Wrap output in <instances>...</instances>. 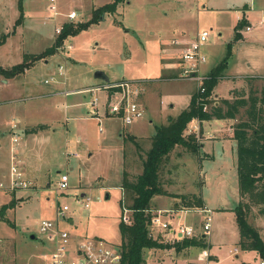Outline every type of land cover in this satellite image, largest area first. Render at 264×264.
<instances>
[{"label": "rangeland", "instance_id": "obj_1", "mask_svg": "<svg viewBox=\"0 0 264 264\" xmlns=\"http://www.w3.org/2000/svg\"><path fill=\"white\" fill-rule=\"evenodd\" d=\"M108 1L100 0L99 3ZM22 3L23 0H0V40L4 43L5 40L8 41V37H11V43L35 49L52 46L60 32L57 30L58 27L62 29L65 22L87 21L93 16L94 10L101 8L95 9L91 5V0H57L56 8L61 14L56 17L50 8L49 0H24L25 9H30L29 13L42 5L43 9L47 6L49 11L45 9V13L42 10L37 14L34 12L36 15L25 12ZM246 3L249 6L253 5L252 26H257L255 29L260 34H258L259 38L251 43L252 47H248L250 44L243 45L239 55L246 67L248 62L251 64L255 62L264 71V31L257 25L260 15L264 12V0H124L117 5L114 13H105L107 15L104 14L103 21L90 23L89 28L64 39L57 50L62 52V57H64L63 52H66L67 47L69 48L67 44L75 45V49L67 52L64 59L52 58L47 65L41 61L39 65L31 69L29 74L33 75L32 78L36 81L37 87H43L42 82H45V79L59 68L58 60L60 59L64 66L68 67L67 74L73 80L69 87L72 89L71 92L64 96L71 100L87 95L88 101L92 99L93 94H85L83 90L77 89L85 83L97 84V77H94L96 70L104 71L110 80L123 77L130 81H140L141 87L143 85L141 82L146 77L157 78L166 75L169 80H173L174 77H179L177 67H172L174 63H177L178 54L162 53V45H169L173 37L191 39L188 36L195 30H209V40L205 49L210 53L207 55L206 65L214 66L222 60L221 57L226 52L230 41L235 40L233 38L235 37V12L242 13ZM72 10L79 11L80 15L70 20L67 14ZM86 13L89 14L87 18ZM32 22L37 27L35 31L33 27L27 26ZM19 25L22 27L21 32L18 31ZM250 33L245 30V27L241 30V35L244 37L248 35L251 37ZM240 39L241 36L238 40ZM6 54L7 50L2 51L0 58H5ZM167 61L169 65L166 66L164 63ZM25 70L26 68L23 71ZM192 81L194 84L195 81ZM191 84L190 87H192ZM262 84L263 81H254L252 87L258 90ZM248 87L245 81L238 90L248 91ZM218 90L220 94H226L225 86H219ZM106 92L104 89H99L97 97L99 105L97 104L96 107V110L100 111V118L105 119L101 124L105 132L110 124L118 120L106 111ZM100 93L105 94L106 97ZM35 117L36 119H33L35 122L48 118L42 116V113L35 114ZM240 117L242 115L235 118V122ZM49 118L56 119L57 115ZM143 118L147 120L148 113ZM79 122L78 130L80 134L85 135L87 131L85 122ZM155 124V126H148L147 136L138 140V150H135V146L133 147L129 142L131 140L126 137L127 147L124 158L121 157L122 141L117 136L114 138L109 136L103 141H98L97 122L93 121L88 127V130H92V140L89 143L84 137L79 142L68 143L66 147L64 143L66 134L61 131L53 141L50 153L38 162L39 181L37 182L39 183L36 184L38 187L18 188L16 192L7 186L11 181V154L8 144L10 135L6 133L0 140L2 144L0 145V207L10 202L12 198L17 199V204L7 209L6 214L11 221L0 219V264H48L49 249L54 242L50 241L47 235L39 234V228L44 219L56 220L57 210L64 204H68L70 208L66 212V217L60 218V225L68 229L75 239L82 238L84 234L80 233L84 232L85 236L99 237L108 244L119 246L121 236L118 223L123 209L128 208L132 202L129 192L122 187L123 180L125 177L128 180H134L141 173L142 158L151 147L150 142L156 128L163 125L156 122ZM72 130L74 134L75 129ZM193 130L189 124L183 135L185 139L194 135L195 138L190 143L199 145L197 152L193 153L189 145L176 143V146L162 159L158 180L165 194L153 196L150 201V213L169 209L174 210V214L177 215L183 195H200L203 198L202 207L205 206V201L206 207L212 213L211 232L206 237V242L211 243L207 256L209 261L215 255L217 257L215 262H218L215 264H242L243 262L256 264L259 254L256 251L248 253L239 246L240 235L233 210L242 198L237 192V161L234 162L231 159L232 142L215 141L211 147L206 144L204 149L212 152V159H205L207 154L201 152L200 148L203 137L199 135L198 129ZM150 132L153 134L152 137H148ZM224 133L228 134L227 127H222V134ZM116 144L117 146H114ZM235 144L236 142H233V145ZM89 145L94 152L92 156L89 155L91 150L88 149ZM236 149L234 146L235 153ZM121 159H123V167ZM62 173H68L70 182V187L64 191L58 188V180ZM243 201L247 202V200ZM87 202H90L89 207L86 206ZM221 206H223L222 209H220ZM226 210L228 212H224ZM130 213L131 211L128 214ZM71 217L76 221L75 225L70 223ZM203 218V213L187 212L180 218H176L174 222H188L189 225L195 224L200 229ZM247 221L258 231L264 244V216L258 206L249 208ZM31 233H35L38 237L31 238ZM169 238L172 237L168 235L163 239L166 243L175 246L177 242ZM203 250L204 248L198 246L192 249L193 254L189 257H193L195 264H205L204 258L197 259V254L202 253ZM189 257L183 256L178 264H189L187 262ZM157 261L160 263L159 260ZM146 264H152L151 259H148Z\"/></svg>", "mask_w": 264, "mask_h": 264}, {"label": "crops", "instance_id": "obj_2", "mask_svg": "<svg viewBox=\"0 0 264 264\" xmlns=\"http://www.w3.org/2000/svg\"><path fill=\"white\" fill-rule=\"evenodd\" d=\"M100 0H91V5L93 7L99 8L102 5L106 3H99ZM104 1V0H102ZM108 1V0H106ZM112 0H109L107 3H110ZM121 3V2H120ZM26 3H22L23 9L25 12L29 13V8L25 9ZM41 5V4H40ZM264 7V6H263ZM36 10H31V14L36 15L38 12H41V10L45 13L46 10H48L47 6L43 9L42 7H39ZM46 9V10H45ZM117 10V8H116ZM115 10V11H116ZM90 9L88 8V12ZM34 12L36 14H34ZM242 13L235 12V25H234V34L235 26L241 21L242 18L247 20L242 28H239L238 39L241 36V39L238 40L236 37H233L235 40L230 41V51L226 52L222 55V60L226 58V56H229V61L226 62V67L222 72V76L219 78L218 82L212 89V97L215 100V104H217L218 100L220 99H230L233 95V90H238L239 87L243 85L245 80L243 79L245 76H264V71L261 69V66H258L255 62L250 63L248 62V67L245 66V64L242 62V58L240 57V51L241 48H243V45L250 44L248 47H252V42L255 41V39L259 38L260 33L256 31L255 27L252 26L253 23V5H248L247 3L243 6ZM29 13V14H30ZM50 13V12H49ZM114 13V12H113ZM61 14L58 13L55 15L56 17ZM88 13H86V18ZM109 14V13H107ZM105 14V15H107ZM111 14V13H110ZM16 15V13H15ZM78 15H80V12L78 11ZM77 15V16H78ZM89 15V14H88ZM104 15V16H105ZM103 16V19H104ZM27 17V16H26ZM46 17V15H45ZM264 19V12L260 15V21L258 22V27L264 31V21L261 19ZM100 20L99 22L103 21ZM64 21V20H62ZM27 26L33 27L34 31L36 30L35 24L33 22L31 24H27ZM57 26V24H56ZM246 26H250V29H246ZM245 27V30L248 32H251V37L249 35L247 37H244L241 35V30ZM21 26L19 25V30L21 32ZM258 29V30H260ZM198 30H195L194 33L188 36V38H191L196 34ZM181 38V37H180ZM172 39V38H171ZM238 40V41H237ZM171 41V40H170ZM10 43V44H9ZM52 43V42H51ZM66 43V41H65ZM52 45V44H51ZM20 44H13L11 43V37H8V41H4L2 45L0 46V53L2 51L7 50V54L5 58H0V63L3 64L5 67H12L15 64L20 63L24 59V55L26 53H37L41 52L44 48H28L27 46L19 47ZM66 52H63L64 57L67 56V52L70 50L75 49V45L72 43L71 45H68ZM168 45H162L161 52L171 55L172 53L176 52V50H172V48L167 47ZM247 47V48H248ZM28 48V49H26ZM204 52L206 56L210 53L206 52V49L204 48ZM62 52L57 51L52 55H48L45 58L37 59L36 61L31 64V66L27 67L25 71L20 72L18 74L13 75H2L0 74V140L3 139V137L8 133L10 135L8 140V144L10 145V154L12 156V149L11 147L15 144L13 142L14 134H18L19 142L15 145L16 149L18 151V158H19V166H21V170L23 171V177L28 181L29 186L24 188H30V187H38L36 184L39 182V172H38V165L39 161L44 157L47 156L51 151V146H53V141L57 138L59 132H64L66 134V137L64 139V143L67 147L68 143H74V141L79 142V140H82L84 137L85 141L89 143L92 140L91 131L88 130V127L92 124V122L98 123V129H99V136L98 141H103V139L106 137H112L114 138L117 136L121 139V157L124 158L125 155V148L127 140L126 137H128L131 141L130 144L135 146V150H138L139 146L137 145L138 140H141L142 138H145L147 136V128L148 126L153 125L155 126V122L157 124H165L167 120L171 117H175L178 115L182 110H184L190 103L192 94L195 92L194 88H196V82L194 84L193 81L181 79L178 80L177 77H174L173 80H169L166 75L159 76L157 78H144L142 80V91L141 96L139 97V102L142 105L143 110H145L144 115L148 113V119H144L141 117V119L133 122L132 124H124L122 123L121 119L118 118V120L115 123L110 124L109 128L106 130L102 129L101 124L105 121L104 118H100V111L98 112L95 110L94 106L90 103V101L86 100L87 95H83L77 98H73L69 100L66 96V94H69L72 89H69L70 85H72L73 80L70 78V76L67 74V68L64 66V63L62 60H58L60 62L59 68L55 71L54 74L50 75L47 79H45V82H42L43 87H37L36 81L32 78L33 75L29 74L31 69L37 66V64L41 61L45 63V65L50 63V60L55 57L63 58ZM69 56V55H68ZM70 57V56H69ZM73 58V57H72ZM220 58V59H221ZM208 59V56H207ZM219 59V58H218ZM74 60V58H73ZM220 60V62L222 61ZM219 62V63H220ZM217 63V64H219ZM38 64V65H39ZM166 66L169 65L168 61L164 63ZM207 62L202 66V72L205 75H209V71L214 66L207 67ZM61 65L63 68H61ZM211 65V63H210ZM59 69V70H58ZM167 72L168 69H166ZM61 71V72H60ZM101 71V70H96ZM103 72L106 76H108L104 71ZM165 72V73H167ZM53 77L54 79H52ZM94 77L95 72H94ZM108 81H103L99 78H97V84L95 82L85 83V85L82 84V86L78 87L77 90H83V93L85 94H97L98 97V91L99 89H103V86L107 82H113L125 79L122 77V79H113L110 80V77L108 76ZM128 80V79H127ZM182 80V81H181ZM53 82V83H52ZM140 82V81H138ZM46 83V84H45ZM52 83V84H51ZM192 83V84H191ZM48 84V85H47ZM190 84L192 87H190ZM46 85V86H45ZM225 86L226 94H220L219 93V86ZM97 87L96 91H85L84 89L90 88V87ZM66 87V88H65ZM106 90V89H105ZM66 91V92H65ZM107 91V90H106ZM100 95L105 96V94L100 93ZM91 96V97H92ZM106 96L108 99V91L106 92ZM105 96V97H106ZM92 97V98H93ZM39 98V99H38ZM34 99H38L37 101H33ZM33 101V102H32ZM99 105V104H98ZM97 105V106H98ZM42 113V116L54 117L57 115L56 119L52 118H42L43 120H39L38 122L33 121V119H36L35 114ZM47 114V115H46ZM115 117V116H114ZM159 119V122H158ZM164 120L163 122H161ZM79 121H84L86 126V133L85 135L82 133L80 134V131L78 130L80 126ZM235 123V119L228 118V119H216L211 118L210 120H204L199 121L198 119H193L189 122L190 128L198 129L199 135L203 137V141H201V152L209 155H205V159H212V152L205 150L206 144L208 146H212L215 144V141H218L222 143L224 140H228L232 142V153H231V159L236 162V153L234 152V146L237 148V142L235 145H233V142L235 140L232 138L233 135V124ZM63 124V125H62ZM188 124V126H189ZM64 126V127H63ZM222 127H227L228 134L224 133L222 134ZM75 129V132L73 134V130ZM85 130V128H84ZM152 133L153 130H151ZM194 131V130H193ZM73 135H71V134ZM150 132V134H152ZM69 134V135H68ZM148 134V137H152V135ZM68 135V136H67ZM75 135V136H74ZM76 135L78 136L76 138ZM150 135V136H149ZM74 136V137H73ZM75 138V139H73ZM98 142V144H99ZM2 146V144H0ZM151 145V142H150ZM114 146H117L114 145ZM91 145H89L88 149H91L89 152V155L92 156L94 153L92 150ZM205 148V149H204ZM150 149V148H149ZM147 149V151L149 150ZM47 153V154H46ZM138 158V155H136ZM203 157V156H200ZM47 158V157H46ZM202 161V160H201ZM203 162V161H202ZM122 167H123V159H121ZM100 178V177H99ZM102 181V179H99ZM102 186V184H99ZM13 190V192H16L18 188H13L10 185ZM33 187V188H34ZM6 190H8L6 188ZM5 190V191H6ZM12 191V190H11ZM238 192V188H237ZM84 194V193H83ZM82 194V195H83ZM107 198V195H106ZM204 204L206 206V203L204 201ZM223 206L220 207L222 209ZM224 212H228L227 210ZM232 212V211H231ZM233 213V212H232ZM231 214V213H230ZM173 223L174 219L172 220ZM70 223L75 225L76 221L74 218H70ZM188 224V222L186 223ZM197 231H200V229L197 227V225H193ZM156 230V231H155ZM153 230V238L157 239L159 242L167 244L169 246L160 248H145L143 257H144V264L147 263V260L151 259L152 264H178L180 259L187 255L188 257L193 254L192 249L194 247H185L182 248V250H179L178 252L174 249L173 244L166 243L164 241L165 232L163 230L157 231V229ZM71 233V232H70ZM163 233V234H162ZM82 237H88L85 236V233ZM72 235V234H71ZM207 237V236H206ZM72 238L77 241V238L75 239L72 235ZM178 242V241H177ZM209 242V241H208ZM211 246V243H209ZM209 246V247H210ZM208 247V248H209ZM53 249V246L50 247V251ZM210 249V248H209ZM49 251V252H50ZM255 251V250H249L248 253ZM202 253L197 254V259L204 258L205 264H215L218 262H215L217 260V257L214 255V258L210 259L207 258L208 256V249H204L201 251ZM201 254V255H200ZM185 259L187 257H184ZM189 257L188 263H195L193 260V257ZM159 260L160 263L157 261ZM184 260V259H183Z\"/></svg>", "mask_w": 264, "mask_h": 264}, {"label": "trees", "instance_id": "obj_3", "mask_svg": "<svg viewBox=\"0 0 264 264\" xmlns=\"http://www.w3.org/2000/svg\"><path fill=\"white\" fill-rule=\"evenodd\" d=\"M124 0H112L101 8L94 10V14L87 21L65 22L62 29L56 36L54 44L42 52L26 53L24 59L12 67H5L0 63V74H18L25 68L43 56L54 54L63 44L64 39L71 34L89 28L90 23H96L103 19L105 13L115 12L117 5ZM20 8L22 6L20 5ZM247 20L244 18L235 26V37ZM3 40H0V46ZM230 43L227 46V53L230 51ZM228 56L209 71V77L204 82L205 92L200 94L195 91L192 94L188 107L182 110L175 118H169L166 124L156 128L155 135L151 140V147L142 158V171L134 180H123L122 187L129 192L132 198L128 206L131 213V223H124L122 217L118 223V230L121 236L119 247L122 251L121 264H144L145 248H163L169 245L154 239L149 232L151 220L150 201L153 196L165 194L158 180V172L162 159L176 146V143L190 146L191 151L197 152L199 145L190 143L194 135L184 138V131L193 118L199 121L216 119H235L242 115L233 124L232 138L237 142L236 160L238 177V194L242 200L234 208L236 222L239 230V246L242 250H255L259 256L264 257V244L258 231L247 221L248 210L251 206H258L264 216V76H245L243 79L249 86L248 91L233 90L234 96L230 99H220L217 104L212 97V89L222 76L226 67ZM254 81H263L260 88L254 89ZM207 106V110H204ZM193 144V145H191ZM180 209H196L203 206V198L197 194L183 195ZM243 200H247L243 201ZM17 204V199L12 198L10 202L0 207V219L11 221L7 216V209ZM200 247L208 249L206 236L198 238H182L174 247L177 251L185 247ZM242 264H252L243 262Z\"/></svg>", "mask_w": 264, "mask_h": 264}, {"label": "built area", "instance_id": "obj_4", "mask_svg": "<svg viewBox=\"0 0 264 264\" xmlns=\"http://www.w3.org/2000/svg\"><path fill=\"white\" fill-rule=\"evenodd\" d=\"M50 8L57 15L59 10L56 8L57 0H49ZM78 15L77 10H72L67 14L68 18L74 19ZM264 21V19H261ZM246 29H250V26H246ZM57 30H61L58 27ZM209 30L198 31L191 39H182L173 37L169 43V47L172 50H176L178 54L177 63L172 66L177 67L178 76L185 80H194L196 82V91L200 94L205 92L204 82L208 79V76L202 72V66L207 62V56L204 52V48L209 40ZM61 68L63 66L61 65ZM61 72V71H60ZM54 79L53 77H51ZM47 81H49L47 79ZM97 87H90L84 89L85 91H96ZM103 89L108 91V99L106 103V111L112 116L121 119L124 124H132L133 122L141 119L144 116L145 110H143L141 103L139 102L140 82L130 81L122 79L113 82H107L103 86ZM98 98L97 94L91 99V104L95 110L97 107ZM207 110V106L203 107ZM18 134H14L13 142L15 143L12 149L11 156V181L10 184L13 188L16 187H28V181L23 177V171L19 166L18 151L16 144L19 142ZM59 190H66L70 187L68 173H62L58 180ZM101 200V199H100ZM86 206H90V202L86 203ZM69 205L64 204L59 206L57 210V219L49 220L44 219L39 228V234H45L49 240L53 241V249L49 252L48 264H121L122 251L119 246H113L108 244L99 237H82L75 241L72 238L70 231L61 227L60 218L66 217V212L69 210ZM174 210L161 209L151 213L152 217L149 225V232L153 237V230H163L165 234L163 236H171L169 238L173 242H177L182 238H198L200 235L207 236L211 232L212 213L211 210L204 206L196 209H180L177 210L178 214L175 215ZM200 212L204 214V218L201 224L200 231H197L194 226L186 224L184 222L173 223L172 220L178 219L182 214L187 212ZM130 209L124 208L122 213V221L131 223V216L128 214ZM160 233V232H159ZM256 264H264V257L259 256Z\"/></svg>", "mask_w": 264, "mask_h": 264}, {"label": "water", "instance_id": "obj_5", "mask_svg": "<svg viewBox=\"0 0 264 264\" xmlns=\"http://www.w3.org/2000/svg\"><path fill=\"white\" fill-rule=\"evenodd\" d=\"M95 76L103 81H108L109 78L108 76H106L103 72L101 71H95ZM31 238L35 239L37 238L38 236L35 234V233H31L30 234ZM189 264H195V263H189Z\"/></svg>", "mask_w": 264, "mask_h": 264}]
</instances>
